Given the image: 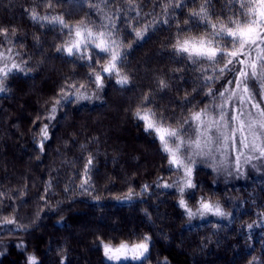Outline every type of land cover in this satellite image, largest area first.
<instances>
[{
	"label": "trees",
	"instance_id": "trees-1",
	"mask_svg": "<svg viewBox=\"0 0 264 264\" xmlns=\"http://www.w3.org/2000/svg\"><path fill=\"white\" fill-rule=\"evenodd\" d=\"M132 3L140 9L138 18L125 2L111 8L113 13L122 9L118 27L125 17L133 26L153 19L146 12L159 18L157 0ZM214 3L223 15L226 0ZM52 4L49 8L47 0H0V27L8 28L10 35L16 29L13 54H21L16 62L27 60L24 67L31 69L10 76L8 90L0 93V192L5 193L0 204V264H27L30 255L39 264H61L65 257L63 264H109L101 239L107 242L144 234L151 237L148 264H264V224L257 223L264 216L261 163L259 169L245 165V175L236 178L221 176L198 161L194 172L200 186L197 198L207 194L218 201L232 214L231 223L217 217L188 220L177 206L173 190L156 187L159 177L171 183L175 176L169 172L159 143L134 116L142 97L147 93L154 99V110L168 117L173 126L189 108L198 110L208 101L207 89H202L198 79L201 73L174 57L169 46L175 31L171 22L157 24L139 43L125 29L122 37L126 44L132 43L124 69L130 85L121 88L105 81L104 89L96 93L100 99L71 103L58 110L49 123L46 117L53 98L67 78L88 83L89 93L96 90L87 79L90 69L69 63L55 50L62 42L61 34L32 21L25 9L62 15L70 24L100 22L88 0H52ZM192 7L185 9V15L177 9L176 18L182 22ZM230 78L226 72L213 85V92L222 90ZM161 79L168 85L163 90ZM249 86L258 88L254 81ZM189 100L194 107L187 104ZM43 123H49L51 139L41 153L34 137L39 138ZM89 155L93 157L89 170L93 187L91 195H81L79 185ZM49 181L52 187L46 193L45 206L41 197ZM144 185L149 186L148 192L136 195ZM129 189L134 193L131 200L117 199ZM97 195L100 199H93ZM188 202L195 208V200ZM4 217H15L26 229L10 231L15 225L3 224ZM248 224L253 228L247 229ZM21 243L23 248L18 247Z\"/></svg>",
	"mask_w": 264,
	"mask_h": 264
},
{
	"label": "snow or ice",
	"instance_id": "snow-or-ice-1",
	"mask_svg": "<svg viewBox=\"0 0 264 264\" xmlns=\"http://www.w3.org/2000/svg\"><path fill=\"white\" fill-rule=\"evenodd\" d=\"M120 2L127 3L129 10L135 12L137 18L140 17V9L132 0H88L93 14L100 21L98 24L91 20L70 24L62 15H40L34 8L25 9L32 21L41 27L50 26L49 30L61 34L62 42L55 46V50L67 57L69 63H79L90 69L87 79L96 90L89 93L88 83L67 78L57 97L53 98L46 119L51 123L56 119L57 111L71 103L100 99L96 93L104 89L105 81H112L121 88L128 87L131 80L124 69L132 43H125L122 32L127 29L128 35L139 43L149 30H156L157 24L169 25L171 22L175 31L169 46L174 57L181 64L186 63L192 70L201 73L198 79L202 89H207L204 94L208 101L198 110L189 108L186 115L174 121L176 126H173L168 123V117L154 110V99L145 93L134 116L142 122L145 133L159 143L169 172L175 176L171 183L159 177L156 187L173 190L172 194L178 197L177 206L184 210L188 220L217 217L229 219L231 223L232 214L226 212L218 201L207 194L197 198L200 186L195 182L194 172L199 161L213 171H224L242 178L245 165L256 168L253 161L264 165V107H261L264 104V0H226L223 15L217 11L214 0H157V6L161 9L158 19L154 12H146L144 15L153 19L140 21L133 26L132 20L125 17L118 27L116 21L121 20L122 9L113 13L111 8ZM189 5L194 7L181 22L176 18V10L185 15ZM52 6V0H47V7ZM14 36L16 29L13 28L10 35L8 28L0 27V49H6L0 50V93L8 90L6 81L10 76L31 71L24 67L27 60L16 62L15 57L21 54H13ZM20 47H23L22 43ZM226 72L231 74V78L225 81L222 90L213 92V85ZM250 81H254L258 88H250ZM159 87L163 90L168 85L161 79ZM187 104L194 107V101L189 100ZM49 123H43L38 128V139L34 137L41 153L44 152L45 143L51 139ZM92 166L93 157L89 155L79 185L81 195H91L89 189L93 186L90 184L89 170ZM51 187L49 181L45 195L41 197L45 206L46 193ZM148 189L149 186L144 185L141 193L136 195L145 194ZM133 195L129 189L126 195L117 199L131 200ZM4 196L5 193L0 192V204H3ZM93 199L99 200L100 197L97 195ZM188 200L196 201L195 208L190 206ZM2 223L15 225L10 231L26 229L25 225L17 223L15 217H4ZM257 223L264 224V216ZM252 228L253 224L247 225V229ZM150 242L151 237L144 234L138 238L133 236L131 239L107 242L101 239L100 245L109 264H148L151 259ZM18 247L23 248V243ZM64 259L66 257L62 258L61 264ZM27 264H39V260L30 255Z\"/></svg>",
	"mask_w": 264,
	"mask_h": 264
},
{
	"label": "rangeland",
	"instance_id": "rangeland-1",
	"mask_svg": "<svg viewBox=\"0 0 264 264\" xmlns=\"http://www.w3.org/2000/svg\"><path fill=\"white\" fill-rule=\"evenodd\" d=\"M6 50V49H5ZM261 107H264V105H261ZM253 163L254 164H256V167H257V169H259V167H260V162L259 161H253ZM246 167V166H245ZM263 168H264V165H263ZM218 174L219 175H221V176H223V175H226L227 173L226 172H224V171H219L218 172ZM228 175V174H227ZM229 176V175H228Z\"/></svg>",
	"mask_w": 264,
	"mask_h": 264
}]
</instances>
